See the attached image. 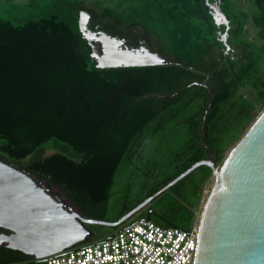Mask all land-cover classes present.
<instances>
[{"label": "trees", "instance_id": "1", "mask_svg": "<svg viewBox=\"0 0 264 264\" xmlns=\"http://www.w3.org/2000/svg\"><path fill=\"white\" fill-rule=\"evenodd\" d=\"M212 1L152 2L164 35L107 3L88 7L62 0L57 12L22 25L0 19V160L60 188L84 217L117 221L208 159L198 135L210 90L203 140L220 166L264 109V0ZM83 10L91 14V30L118 35L134 47L145 40L172 62L98 68L80 31ZM173 133L182 141L163 152ZM52 139L65 143L73 156L41 155ZM142 173L153 186L107 220L117 177ZM212 181L211 168L201 165L169 188L182 200L178 210L131 217L108 236L92 234L79 246L141 219L188 229ZM24 256L0 246V264H16Z\"/></svg>", "mask_w": 264, "mask_h": 264}, {"label": "water", "instance_id": "2", "mask_svg": "<svg viewBox=\"0 0 264 264\" xmlns=\"http://www.w3.org/2000/svg\"><path fill=\"white\" fill-rule=\"evenodd\" d=\"M90 22L91 14L81 11L80 31L92 47L98 68L172 62L145 40L139 47L129 46L118 35L91 30ZM211 104L208 90L198 135L208 159L193 164L117 221L84 217L36 175L0 160V228L9 231L0 233V246L35 260L59 254L89 241L93 232L88 225L120 226L194 169L206 165L213 171V183L199 217L193 264H264V109L217 166L203 140Z\"/></svg>", "mask_w": 264, "mask_h": 264}, {"label": "rangeland", "instance_id": "3", "mask_svg": "<svg viewBox=\"0 0 264 264\" xmlns=\"http://www.w3.org/2000/svg\"><path fill=\"white\" fill-rule=\"evenodd\" d=\"M67 2H79L85 6H92L91 4L98 3L101 6L103 4L111 5L121 12L126 9L125 13L131 17H138L139 20L147 24L153 31L154 35H164L162 29L158 27L157 18L158 10L154 9L152 2H160V0H66ZM150 1V3H148ZM244 0H232L235 5H241ZM62 0H0V19L11 21L15 25H22L29 20H35L43 15L57 12L58 3ZM65 2V0H63ZM212 3L213 1L210 0ZM162 10V8H161ZM123 13V12H122ZM123 13L124 15H126ZM182 141L180 134L173 133L162 145V151L168 152L177 147L178 143ZM2 140L0 139V144ZM39 153L43 156H49L54 153L65 154L69 157L73 156V151L63 142L58 140H49L46 142ZM148 157L144 159L146 162ZM162 162L165 160L162 158ZM162 163V164H163ZM161 169V168H160ZM167 172V171H166ZM145 174H139L130 179L131 175H128L124 179L117 177V182L114 187V195L111 200V205L106 215L107 220H113L117 214L126 206L136 203L138 200L143 198L146 191L153 186L152 179L144 176ZM129 180V181H128ZM213 183V181H212ZM154 184V183H153ZM53 190L59 194V196L68 201L67 197H64L57 187ZM208 193H204V198L200 204V210L198 211L197 220H199L202 206L206 200ZM182 203L181 198L176 194L174 189H168L160 196L151 201L144 208L139 210L133 218H147L155 214L159 215L167 211L178 210ZM95 234V238L100 239L108 236L112 231L113 227L104 225L92 224L90 228ZM30 264H45L44 262H36L33 259Z\"/></svg>", "mask_w": 264, "mask_h": 264}, {"label": "built area", "instance_id": "4", "mask_svg": "<svg viewBox=\"0 0 264 264\" xmlns=\"http://www.w3.org/2000/svg\"><path fill=\"white\" fill-rule=\"evenodd\" d=\"M198 228L199 220L188 229H180L141 219L109 238L42 260L45 264H193Z\"/></svg>", "mask_w": 264, "mask_h": 264}, {"label": "flooded vegetation", "instance_id": "5", "mask_svg": "<svg viewBox=\"0 0 264 264\" xmlns=\"http://www.w3.org/2000/svg\"><path fill=\"white\" fill-rule=\"evenodd\" d=\"M44 182V181H43ZM50 186V188H51V190H52V192L53 193H55V194H57L54 190H53V188L55 187V186H52V185H49ZM62 193V192H61ZM59 195V194H58ZM64 195V194H63ZM64 197H66V196H64ZM67 200H69L68 198H67ZM152 216V215H151ZM150 216V217H151ZM0 233H9V231H7V230H5V229H3V228H0ZM32 261H33V259L32 258H30V257H28V256H24L23 258H22V260L20 261V262H17L16 264H30V263H32Z\"/></svg>", "mask_w": 264, "mask_h": 264}]
</instances>
